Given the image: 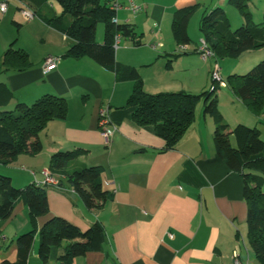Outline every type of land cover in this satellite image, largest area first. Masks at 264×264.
<instances>
[{
	"label": "crops",
	"instance_id": "0c3cea01",
	"mask_svg": "<svg viewBox=\"0 0 264 264\" xmlns=\"http://www.w3.org/2000/svg\"><path fill=\"white\" fill-rule=\"evenodd\" d=\"M131 1L140 9L131 13L125 8L128 0H119L123 7L115 11L114 18L118 23L132 24L141 44L135 46L130 39L119 37L115 61L136 68L146 93L198 94L208 90L214 59L204 60L196 53L195 34L188 25L190 18L186 31L191 41L184 51H176L178 45L170 31L171 16L175 9L193 4H197L193 13L199 17L203 10L215 6L226 11L223 5L227 0ZM41 11L58 14L60 6L48 1ZM10 12L11 22L17 25H0V61L3 51L13 43L12 47L27 53L29 65L22 70H0V82L12 93L4 108L10 109L16 102L31 103L40 95L51 93L64 98L66 113L63 118L48 120L38 132L41 148L37 153L23 152L7 164L0 163V173L9 176L15 187L38 183L43 179L41 170L48 169L52 153L79 147L84 151L64 170L99 165L101 185L113 194L112 200L100 209H87L63 176L51 173L57 183L44 185L48 213L36 218L26 264H44L36 254L38 229L50 216L63 217L81 230L93 222L102 227L100 250L87 252L68 264H233L235 247L240 260L258 264L246 238L242 178L216 154L212 143L214 123L203 114V102L196 104L194 120L176 146L164 150V141L155 134L153 126L132 121L134 108L126 105L132 80L117 79L113 71L87 56H65L73 40L36 15L37 20L35 16L23 19L17 0L7 1L6 10L0 12V24ZM18 18L26 25H19ZM236 22L241 24L242 17H236ZM196 37L202 38L200 33ZM94 38L102 42V25H96ZM47 54L57 56L58 61L54 68L44 71ZM244 54L248 63H255L264 57V47L242 52L237 58ZM222 63L220 72L226 76L239 71V64ZM223 88L215 91L223 121L230 128L238 123L255 126L261 136L264 107L259 115L253 114L228 86ZM227 100L234 107L232 115L224 111ZM101 109H105L107 126L112 129L107 139L98 123ZM29 225L26 204L19 200L11 215L0 220V260L14 258L11 240L28 230ZM45 264L57 263L49 260Z\"/></svg>",
	"mask_w": 264,
	"mask_h": 264
},
{
	"label": "trees",
	"instance_id": "16d2710c",
	"mask_svg": "<svg viewBox=\"0 0 264 264\" xmlns=\"http://www.w3.org/2000/svg\"><path fill=\"white\" fill-rule=\"evenodd\" d=\"M24 2L46 24L51 25L73 40L65 56H87L100 66L114 72L117 79L133 82L126 105L133 106L132 121L137 125H151L157 136L164 141L163 149H172L194 120V109L203 98L202 112L214 123L212 143L216 154L227 168L240 174L243 182V198L246 202V238L258 264H264V140L255 126L238 123L233 127L223 121L218 109L215 90L192 94L185 91L146 93L135 67L120 65L115 61L114 35L128 38L132 44H141L132 24L114 21L115 11L109 0H18ZM54 1L60 6L58 14L43 13L42 6ZM249 0H227L240 13L242 23L231 28L220 6L203 10L198 29L214 57H237L242 52L264 47V11L262 21L254 23L248 9ZM197 4L177 8L170 21L171 35L177 45L190 43L186 26ZM103 26V40L95 41L96 25ZM185 43V44H184ZM3 51L0 70H22L29 65L27 53L12 47ZM166 66H170V60ZM225 85L254 114L264 107V58L246 73L226 76ZM12 99V93L0 82V163L11 162L18 154L37 153L41 144L38 132L48 120L63 118L66 101L63 97L45 93L31 103L16 102L12 108H4ZM76 147L59 150L50 155V173L62 175L65 183L80 198L87 209H100L113 194L105 190L100 181L102 167L84 165L65 171L67 163L82 151ZM82 150V149H81ZM77 169V170H75ZM64 173V174H63ZM59 182V180H58ZM26 204L29 229L17 234L13 259L3 258L0 264H26L36 232V218L48 213L44 185L30 183L15 187L10 177L0 173V220L7 219L17 201ZM104 235L99 223L93 222L81 230L60 216H50L38 229L37 258L42 263L54 260L68 264L87 252L98 251ZM9 244V243H8ZM8 246V245H7Z\"/></svg>",
	"mask_w": 264,
	"mask_h": 264
},
{
	"label": "built area",
	"instance_id": "2783aa9c",
	"mask_svg": "<svg viewBox=\"0 0 264 264\" xmlns=\"http://www.w3.org/2000/svg\"><path fill=\"white\" fill-rule=\"evenodd\" d=\"M7 1L8 0L0 1V12H4L6 10ZM18 2H19V12L21 16L23 17V19L25 20L32 19L35 16L32 9L28 7L24 2H21V1H18ZM110 7L114 11H116L122 8L123 5L119 2V0H113L112 2H110ZM125 8L128 9L131 13H136L140 9V5L134 4L131 0H128V4L125 6ZM114 21H116L115 18H114ZM118 40H119V35L115 34L114 40H113L114 47H116ZM185 48H186V45H178L176 48V51L181 52V51H184ZM195 51L204 60L208 58H213V59L215 58L213 52L211 51L207 42L203 38H199L196 44ZM57 59H58L57 56H52V55L46 56L43 60V65H42L43 70L49 71L52 68H54ZM224 86H225V81L222 79L220 75V66L218 65L217 61L214 59L211 70H210L209 89L216 91L217 88L224 87ZM98 123L100 125L102 136H104L107 139L112 129L107 126L108 118L106 116L105 109H101L99 111ZM41 174L43 176V179L37 184L45 185V184H56L57 183V179L50 173L48 169L46 168L42 169ZM232 259H233V264H246L245 261H242L239 259V251L237 247H235L232 251Z\"/></svg>",
	"mask_w": 264,
	"mask_h": 264
},
{
	"label": "rangeland",
	"instance_id": "374dc122",
	"mask_svg": "<svg viewBox=\"0 0 264 264\" xmlns=\"http://www.w3.org/2000/svg\"><path fill=\"white\" fill-rule=\"evenodd\" d=\"M264 0H249L248 3L250 2L251 5L248 7L249 11H251V13L253 12V16H252V21L254 23L258 22L259 23L262 21V13H263V10L262 9V2ZM223 7L225 8L226 11L225 14L229 20V23H230V27L233 29V28H236V26H239V22L237 23L236 22V17H241L239 11L232 5V4H229V3H225L223 5ZM254 7V8H252ZM252 8V9H251ZM12 11V10H11ZM11 12L7 15V18H5L3 20V22L0 24V25H17L16 23L14 22H11ZM35 20H37L36 16L34 17ZM198 19H199V14L197 12L193 13V15L190 17L189 19V22H188V25H189V29L191 30L190 32H193L195 34V39L193 38V41L194 42H198L199 38L196 37L197 34H199L198 32V28H197V23H198ZM258 19V20H257ZM0 20H1V17H0ZM257 20V21H256ZM17 22L19 23V25H26V23L22 22V20H20L19 18L17 19ZM264 25V23H263ZM97 27H101V23H98L97 24ZM246 54H244V56H240V57H216L214 58L217 63L220 65H222V61H224V65L226 64V66L229 64V62L231 63H235V64H239V66L237 67L236 70H239V71H235L237 74H243V73H246L253 65H255L257 62H259L260 60L256 61L255 63H248V56H245ZM213 59V58H211ZM239 72V73H238ZM220 75L222 77L223 80H225L226 78V74L225 73H221L220 72ZM218 89V88H217ZM220 89H224L223 87H220ZM227 89V88H226ZM215 93H211L210 97L214 96ZM235 101V100H234ZM203 102V98L199 101L198 105H200L201 103ZM227 107H224V111H228V114H233L234 112V107L231 106L230 104V101L227 100ZM250 111V110H249ZM253 113V112H251ZM254 114V113H253ZM263 122V120H261ZM261 138L264 140V133L261 134Z\"/></svg>",
	"mask_w": 264,
	"mask_h": 264
},
{
	"label": "bare ground",
	"instance_id": "6f19581e",
	"mask_svg": "<svg viewBox=\"0 0 264 264\" xmlns=\"http://www.w3.org/2000/svg\"><path fill=\"white\" fill-rule=\"evenodd\" d=\"M57 30V29H56ZM199 30V29H198ZM200 32V31H199ZM204 39V38H203ZM73 42V41H72ZM118 43V42H117ZM185 44V43H184ZM181 45V44H180ZM211 51H212V49H211ZM187 52V51H186ZM197 53V52H196ZM48 55V54H47ZM50 55V54H49ZM3 56H4V54H3ZM46 56V55H45ZM58 61V60H57ZM56 61V62H57ZM165 92V91H164ZM150 94V93H149ZM98 118H99V116H98ZM110 124V123H109ZM113 125V124H112ZM109 126H111V124L109 125ZM100 127V126H99ZM115 128V127H114ZM112 132V131H111ZM110 135V134H109ZM106 139V138H105ZM83 150V149H82ZM81 149H80V151H82ZM84 151V150H83ZM75 160V159H74ZM73 161V160H72ZM70 162H71V160H70ZM49 165V164H48ZM75 170H77V169H75ZM64 174V173H63ZM66 181V180H65ZM33 182V181H32ZM12 183V182H11ZM61 183V182H60ZM48 184H46V186H47ZM52 185V184H51ZM58 185V184H57ZM77 196V195H76ZM78 197V196H77ZM30 250V249H29ZM7 254V253H6ZM3 258V257H2Z\"/></svg>",
	"mask_w": 264,
	"mask_h": 264
}]
</instances>
